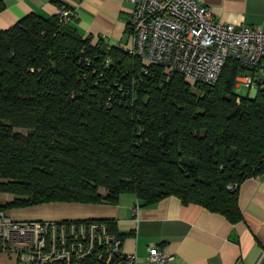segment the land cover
Segmentation results:
<instances>
[{"label":"trees","instance_id":"16d2710c","mask_svg":"<svg viewBox=\"0 0 264 264\" xmlns=\"http://www.w3.org/2000/svg\"><path fill=\"white\" fill-rule=\"evenodd\" d=\"M72 20L31 13L0 31V192L16 196L0 211L131 192L143 205L174 195L239 221L240 183L264 173V89L235 91L245 68L233 59L212 84L145 69Z\"/></svg>","mask_w":264,"mask_h":264},{"label":"built area","instance_id":"2783aa9c","mask_svg":"<svg viewBox=\"0 0 264 264\" xmlns=\"http://www.w3.org/2000/svg\"><path fill=\"white\" fill-rule=\"evenodd\" d=\"M129 1L132 42L122 47L143 68L161 66L190 84H212L225 61L233 59L245 68L235 77V91L244 86L254 96L264 89V29L219 21L197 0ZM56 13L66 21L73 10L62 6ZM121 245L102 219L14 220L0 211V259L4 256L10 264H135V255L124 253ZM169 259L159 248L149 249V264Z\"/></svg>","mask_w":264,"mask_h":264},{"label":"crops","instance_id":"0c3cea01","mask_svg":"<svg viewBox=\"0 0 264 264\" xmlns=\"http://www.w3.org/2000/svg\"><path fill=\"white\" fill-rule=\"evenodd\" d=\"M197 1L219 21L264 29V0ZM61 4L73 10L72 24L83 37L93 42L101 38L109 45L132 42L129 0H0V31L31 13L51 17ZM238 205L241 219L231 223L174 195L143 205L135 194L123 192L113 203H85L83 218L56 221L113 220L123 236L121 250L134 254L135 264H149L152 247L169 255L166 264H264V173L240 183Z\"/></svg>","mask_w":264,"mask_h":264},{"label":"rangeland","instance_id":"374dc122","mask_svg":"<svg viewBox=\"0 0 264 264\" xmlns=\"http://www.w3.org/2000/svg\"><path fill=\"white\" fill-rule=\"evenodd\" d=\"M248 92L246 87H240L239 93L245 95ZM250 92V91H249ZM250 97H253L252 92L249 94ZM16 131L26 134L28 131L24 128H16ZM98 191L103 195L106 193V189L103 186L98 188ZM16 196L14 194L0 192V205H4L8 201H11ZM8 215L14 220H46V219H55L58 220L61 218H83L85 217V203L81 202H72V201H48L45 203L20 206V207H11L6 210ZM0 264H10L9 261L3 256L0 259Z\"/></svg>","mask_w":264,"mask_h":264}]
</instances>
